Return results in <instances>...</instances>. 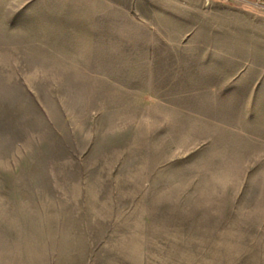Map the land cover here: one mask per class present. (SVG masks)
Masks as SVG:
<instances>
[{
  "label": "rangeland",
  "instance_id": "1",
  "mask_svg": "<svg viewBox=\"0 0 264 264\" xmlns=\"http://www.w3.org/2000/svg\"><path fill=\"white\" fill-rule=\"evenodd\" d=\"M0 264H264V6L0 0Z\"/></svg>",
  "mask_w": 264,
  "mask_h": 264
},
{
  "label": "crops",
  "instance_id": "2",
  "mask_svg": "<svg viewBox=\"0 0 264 264\" xmlns=\"http://www.w3.org/2000/svg\"><path fill=\"white\" fill-rule=\"evenodd\" d=\"M238 1L247 4H259L261 6H264V0H238Z\"/></svg>",
  "mask_w": 264,
  "mask_h": 264
}]
</instances>
